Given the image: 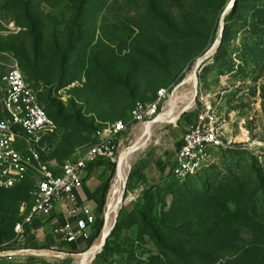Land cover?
Instances as JSON below:
<instances>
[{"label": "rangeland", "instance_id": "374dc122", "mask_svg": "<svg viewBox=\"0 0 264 264\" xmlns=\"http://www.w3.org/2000/svg\"><path fill=\"white\" fill-rule=\"evenodd\" d=\"M12 65L53 121L37 144L46 164L75 156L159 89L177 96L193 73L177 116L130 162L114 226L89 264H264V0H0V77ZM198 122L217 135L209 163L165 174L179 134ZM134 128L114 167L103 162L105 197ZM34 182L0 189V255L26 246L13 225Z\"/></svg>", "mask_w": 264, "mask_h": 264}, {"label": "built area", "instance_id": "2783aa9c", "mask_svg": "<svg viewBox=\"0 0 264 264\" xmlns=\"http://www.w3.org/2000/svg\"><path fill=\"white\" fill-rule=\"evenodd\" d=\"M168 97L164 89H159L155 100L137 102L127 120L104 126L97 140L75 156L58 164H46L37 144L40 134L53 126V121L22 71L16 65L10 66L0 77V189L11 188L28 175L35 181L31 203L14 222L15 237L22 239L31 231L35 218L51 214L54 202H72L87 166L97 158L115 162L120 144L133 128L153 120ZM177 141L169 165L171 175L177 178L196 174L207 166L211 151L218 145L215 129L201 122L186 128ZM65 214L64 224L54 232L68 242L75 239L76 231L85 230L93 221L86 206L73 205ZM72 218L76 231L71 229Z\"/></svg>", "mask_w": 264, "mask_h": 264}, {"label": "crops", "instance_id": "0c3cea01", "mask_svg": "<svg viewBox=\"0 0 264 264\" xmlns=\"http://www.w3.org/2000/svg\"><path fill=\"white\" fill-rule=\"evenodd\" d=\"M145 157L139 163L140 166L136 168V172L140 174V179L143 178L144 169L149 162V159ZM103 164L87 166L83 174V181L75 190V199L66 203L54 202L51 214L35 218L32 222L31 231L26 232L22 238L21 244L26 246L18 248L12 253L0 255V264H62L57 258H65L85 251L90 237L96 232L98 223L102 219L103 206H105L104 204L101 205L102 188L107 180ZM73 205L86 206L93 216V221L85 230L76 231V224L72 218L71 229L76 231V234L75 239L68 242L56 234L54 230L64 224L67 218L65 213ZM78 216L81 217V214ZM44 253L47 255H43Z\"/></svg>", "mask_w": 264, "mask_h": 264}, {"label": "bare ground", "instance_id": "6f19581e", "mask_svg": "<svg viewBox=\"0 0 264 264\" xmlns=\"http://www.w3.org/2000/svg\"><path fill=\"white\" fill-rule=\"evenodd\" d=\"M194 73V70H192ZM191 72V77L185 82L182 90L177 96L170 97L168 101L163 104L162 111L158 116L149 122H144L135 126L132 139L130 141V153L125 156L123 153L124 147L119 150L120 161L117 164L114 177L109 186V190L106 197V209H105V225L101 230L102 235L98 237L92 244V249L86 251L85 253L74 255L73 264H89L91 258L96 254L101 245V239L104 234L109 231L111 225L115 220L117 212L120 210L122 205L121 194L123 191L124 178L126 177L127 170L129 168L130 162L137 156L140 150H142L148 143L149 136L155 128L166 123L171 122L177 116L182 104L184 94L191 90L194 84V77ZM195 76V74H194ZM191 92V91H190ZM192 103V102H191ZM188 108V107H187ZM43 255H47L44 253Z\"/></svg>", "mask_w": 264, "mask_h": 264}, {"label": "water", "instance_id": "95a60500", "mask_svg": "<svg viewBox=\"0 0 264 264\" xmlns=\"http://www.w3.org/2000/svg\"><path fill=\"white\" fill-rule=\"evenodd\" d=\"M220 40H221V31H220V33H219V35H218V38L216 39L215 43L213 44L212 48H211L209 51H207L203 56H201V57L198 59V63L196 64L195 68L193 69V70H194V74H195L196 68L199 67V65L203 66V65H204L203 62H204V61H205V60H206V59L212 54L213 51H215V50L217 49V46H218ZM116 168H117V166H116ZM124 180H125V178H124ZM124 187H125V183H123V191H122V194H121V198H122V199H123V196H124ZM108 190H109V189H108ZM121 202H122V201H121ZM117 213H118V212H117ZM116 216H117V214H116ZM116 216H115V218H116ZM114 223H115V220H114L113 224L111 225L109 231H107V232L104 234V236H103V238H102V243H101V245H100V249H101L102 245L104 244V241H105L106 237L109 235L111 229L113 228ZM104 225H105V219H104V223H103V225H102V227H101V230L104 228ZM91 249H92V245H90V246H89L85 251H83L82 253H85L86 251H90ZM82 253L80 252L79 254H82ZM79 254H77V255H79Z\"/></svg>", "mask_w": 264, "mask_h": 264}, {"label": "trees", "instance_id": "16d2710c", "mask_svg": "<svg viewBox=\"0 0 264 264\" xmlns=\"http://www.w3.org/2000/svg\"><path fill=\"white\" fill-rule=\"evenodd\" d=\"M37 98H38V100H39V95H38V91H37ZM40 102V101H39ZM45 109V108H44ZM46 110V109H45ZM46 112H47V110H46ZM47 114L49 115V113L47 112ZM50 116V115H49ZM51 117V116H50ZM179 143V141H176L175 142V144H174V148L173 149H175V147H176V145ZM104 161H107L109 164H110V167H114V162H110L109 160H103V159H101V158H97L95 161H93V162H91L89 165H99V164H102ZM88 165V166H89ZM163 172L165 173V174H168V173H170V168H169V165H165V166H163ZM171 174V173H170ZM17 185V184H16ZM16 185H14L13 187H11V188H8V189H12V188H14ZM107 188H108V179L106 180V182L104 183V185H103V188H102V192H103V196H102V201H101V205L103 206V204H104V198H105V194H106V191H107ZM5 190H7V189H5ZM18 220V219H17ZM101 224H102V219L99 221V223H98V227H97V230H96V232H94L93 234H92V237H95L96 235H97V233H98V231H99V229H100V227H101ZM89 245H90V243H88L87 245H86V248H88L89 247Z\"/></svg>", "mask_w": 264, "mask_h": 264}]
</instances>
